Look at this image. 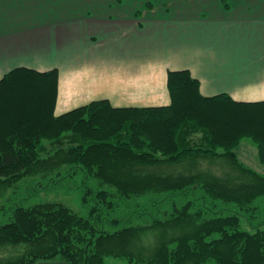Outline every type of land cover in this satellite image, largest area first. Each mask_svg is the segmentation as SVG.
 I'll return each instance as SVG.
<instances>
[{
  "label": "trees",
  "instance_id": "obj_1",
  "mask_svg": "<svg viewBox=\"0 0 264 264\" xmlns=\"http://www.w3.org/2000/svg\"><path fill=\"white\" fill-rule=\"evenodd\" d=\"M58 76L55 68L21 66L0 79V101H7L0 114V177L22 174L30 162L43 173L37 182L43 188H32L30 180L27 194H12L0 208V264H107L111 256L125 257L128 264H264V172L241 161L234 149H181L178 136L184 86L201 102L254 109L264 100L239 101L225 93L206 97L188 70H174L170 105L116 107L99 99L56 115ZM76 129L89 139L104 138L82 140L67 156L63 148L41 155L43 133ZM158 133L162 140H155ZM99 145L111 149L112 157L101 160L93 148ZM90 151L93 156L86 158ZM261 158L264 163L262 150ZM63 165L66 172L58 168ZM108 166L117 176L105 173ZM93 168L101 169L95 174ZM63 187L81 191L84 212L60 199L26 204L42 191ZM147 190L156 196L143 203ZM159 193L166 194L161 201ZM178 198L185 199L181 206L161 214L162 205ZM159 224L157 235L170 240H160L149 255L142 243ZM168 224L175 225L171 234Z\"/></svg>",
  "mask_w": 264,
  "mask_h": 264
},
{
  "label": "crops",
  "instance_id": "obj_2",
  "mask_svg": "<svg viewBox=\"0 0 264 264\" xmlns=\"http://www.w3.org/2000/svg\"><path fill=\"white\" fill-rule=\"evenodd\" d=\"M105 1L0 0V79L21 66L57 69L56 115L99 99L116 107L170 105L174 70L191 72L203 96L264 100V0H213L191 21L192 14L181 21L110 10ZM189 24L200 57L170 63L153 54L151 37L156 41L166 28L178 42ZM253 83L256 89L246 94ZM234 152L244 162L262 161L257 146L254 159Z\"/></svg>",
  "mask_w": 264,
  "mask_h": 264
},
{
  "label": "rangeland",
  "instance_id": "obj_3",
  "mask_svg": "<svg viewBox=\"0 0 264 264\" xmlns=\"http://www.w3.org/2000/svg\"><path fill=\"white\" fill-rule=\"evenodd\" d=\"M229 1V0H228ZM213 0H108L104 2L105 8L110 10H130L136 11L139 15L144 14L146 17L151 18H160V19H171V18H180V20H186L188 18L187 15H191L190 21L194 20L193 18H198V15H195V12L207 10V6L211 5ZM194 11V12H193ZM192 16H194L192 18ZM181 20V21H182ZM189 21V22H190ZM193 25V23H192ZM194 26V25H193ZM177 28V27H175ZM180 35H178V42L170 41V29L163 28V32L160 35V38H157L154 41L153 37H151V44H153L152 52L156 56H160L164 61H171L174 63H183L187 61H191L193 54H197L200 57L198 52V41H194L191 36L189 35V31L193 30L192 26L189 24V27L183 26ZM200 30V29H199ZM198 30V31H199ZM195 32V28H194ZM167 34V35H165ZM175 35V34H174ZM176 37V35H175ZM189 37V38H188ZM152 41H154L152 43ZM152 47V46H150ZM148 68V64H147ZM191 74V72H190ZM257 85V83H255ZM249 87V85H245V93L250 94L253 92L257 86ZM169 86V84H168ZM183 87V86H182ZM181 87V88H182ZM187 86H184L181 90V103L183 102V108L185 114L182 115L183 126L180 130L178 136L180 141V148L181 149H188V148H211V146L216 147L217 152L227 151L231 149H237L239 152L247 151L250 152L253 159L255 154L253 150L256 146L262 150L264 154V144L263 148H260L261 142L264 143V103L254 105V109L244 108L242 106H227L222 102L218 101H208L197 100L195 97L189 94L188 88L187 91L184 90ZM170 89V88H169ZM199 90H200V82H199ZM13 92H10V95ZM250 96V95H249ZM9 97V95H8ZM251 99V98H250ZM19 102V101H18ZM7 101H0V114L1 110L5 111V104ZM31 104V102H29ZM19 104V103H18ZM5 105V106H4ZM179 107V106H178ZM177 107V111H181L180 108ZM188 111V112H186ZM188 113V114H186ZM239 118H241L239 120ZM238 120L240 122H238ZM261 120V122H259ZM172 121V118H170ZM162 129H159V131ZM165 130L163 129L162 133ZM161 132V131H160ZM79 129L76 130H67V131H59L56 130L52 136L46 135L43 133V144L45 148L42 150V154H47L48 151H54L57 148H63L62 155L67 156V150L70 147L79 144L82 140H91L96 141L95 139H102L104 137H96L89 139L88 134H84ZM158 133L156 135L155 140H162L163 134ZM86 136V138H84ZM88 136V137H87ZM107 135H105L106 137ZM88 138V139H87ZM8 140V139H6ZM166 140V137H165ZM94 151L100 153V159H104L107 157H112L111 149L107 150L104 146H94ZM240 148V149H239ZM216 152V153H217ZM159 154L163 155L162 152L158 151ZM243 153V152H242ZM93 153L91 151L86 155V158H90ZM254 154V155H253ZM80 156H77L76 159L78 160ZM261 159V157H259ZM256 159V158H255ZM260 161V160H259ZM257 160H250L246 161V164H250L252 166H260L258 167L259 171L264 172V163L261 161L259 163ZM64 172H66V166L63 165L58 167ZM101 168L99 169H92V173L97 174ZM54 170V169H53ZM49 170V174L55 173L56 170ZM105 173L109 176H117L116 170H112L109 166L104 168ZM39 169L37 167V163L30 162L27 164L24 173H20L15 176H8V177H0V208L3 207L4 204L7 203V198L9 199L12 197V194L19 193L22 195L27 194L28 184L31 180V187L32 188H43V183L38 185L37 182L40 180V177L43 173H38ZM57 172V171H56ZM57 174V173H56ZM20 175V176H19ZM36 179V180H33ZM77 179L81 182L83 181V172L80 171L79 175H77ZM96 180H93V182ZM45 185H49L48 181ZM38 185V186H37ZM157 187V186H154ZM68 188V187H67ZM147 194L141 200L144 203L150 202V199L154 197L155 193L153 190H147ZM163 194V193H159ZM156 196V195H155ZM159 197L158 200H162L166 197V194H163ZM185 198V197H184ZM42 199H60L66 203H68L71 207H73L77 211L84 212L81 203V191L78 188H71L68 192L66 191V187L60 188L57 190L56 193H42L37 196L29 197L26 201V204H33L37 201ZM140 199V197H139ZM176 202L170 201L168 204L162 205L161 207V214L165 211L172 212L175 206H181L182 203L185 201L183 198H178L175 200ZM161 203V202H159ZM1 211V210H0ZM2 218V216L0 217ZM170 225V224H168ZM246 226V224H243ZM160 224L156 229H150L149 231L152 232V239L149 238L147 235L142 243V246L147 247L152 255L157 249L160 248L163 242L160 240L166 239L170 240V237L165 236L163 234L157 235V232L160 230ZM175 230V225H171L168 228L170 233ZM175 233V232H174ZM171 234V233H170ZM177 234V233H176ZM173 235V233H172ZM153 241H150V240ZM157 240V241H156ZM160 241V242H158ZM138 246L140 245L137 243ZM127 251H131V249L127 248ZM124 251V248L122 249ZM59 262H44L39 264H58ZM107 264H128V259L122 256H111L107 259Z\"/></svg>",
  "mask_w": 264,
  "mask_h": 264
}]
</instances>
